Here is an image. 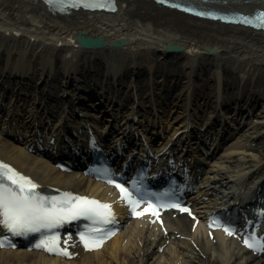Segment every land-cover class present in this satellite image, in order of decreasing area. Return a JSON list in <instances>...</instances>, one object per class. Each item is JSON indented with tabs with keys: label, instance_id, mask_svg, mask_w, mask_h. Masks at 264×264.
I'll return each mask as SVG.
<instances>
[{
	"label": "bare ground",
	"instance_id": "6f19581e",
	"mask_svg": "<svg viewBox=\"0 0 264 264\" xmlns=\"http://www.w3.org/2000/svg\"><path fill=\"white\" fill-rule=\"evenodd\" d=\"M62 1L0 0V62L7 55L0 65V160L35 181L43 196L110 203L122 227L90 249L74 229H62L67 223L55 225L47 236L58 233L69 255L43 245L7 247L0 226V264H146L154 256L153 264H264V251L244 243L252 229L229 235L208 223L236 193L262 199V152L239 141L214 168H202L244 109L264 124V105L256 106L264 93V0H112L115 10L64 9ZM227 68L236 71L233 86L225 82ZM144 69L151 87L143 95ZM103 143L119 146L121 154L112 155L120 171L142 161L167 172L175 164L197 192L185 204L191 212L168 210L161 221L144 209L130 213L117 186L84 173L80 150ZM58 159L71 169H60ZM260 204H241L246 216L263 214L255 237H264V198Z\"/></svg>",
	"mask_w": 264,
	"mask_h": 264
},
{
	"label": "snow or ice",
	"instance_id": "6c2138e0",
	"mask_svg": "<svg viewBox=\"0 0 264 264\" xmlns=\"http://www.w3.org/2000/svg\"><path fill=\"white\" fill-rule=\"evenodd\" d=\"M53 0H49L52 3ZM89 7H105L103 4H89ZM192 10V9H189ZM202 15H211L212 13H201ZM264 19V13L260 14ZM252 23V21H249ZM10 182V183H9ZM116 184L126 197L128 202L135 209L139 200L133 197L132 191L117 180L110 181ZM37 184L30 177L24 176L17 171L11 164L0 160V226L14 233H26L29 231H38L41 228H53L55 225L64 223L80 216L89 217L101 224L107 223L114 217L110 203H103L87 196H77L71 193H64L61 197H47L33 191ZM170 206V205H165ZM176 207H181L177 204ZM156 210L153 205L152 209ZM138 215L142 213H137ZM225 229L232 233L235 231L228 224ZM108 233H101L99 230H89L80 233V238L89 248L97 247L102 242L100 237L106 238ZM41 245L50 251H60L71 255L67 248L59 246V234L53 233L45 236L41 240ZM244 243L251 248L264 251V237L245 238Z\"/></svg>",
	"mask_w": 264,
	"mask_h": 264
},
{
	"label": "rangeland",
	"instance_id": "374dc122",
	"mask_svg": "<svg viewBox=\"0 0 264 264\" xmlns=\"http://www.w3.org/2000/svg\"><path fill=\"white\" fill-rule=\"evenodd\" d=\"M171 63L173 65L177 66V64L174 63L173 61ZM6 64H7V55L3 54L1 57L0 65L6 66ZM60 67H61V65H60ZM139 74H140V82L142 85V88H140V91H141L140 93L143 94V93H145L146 90H149V88L151 87V83L149 82L150 74L145 69L141 70V72H139ZM226 74H227L226 80H225L226 84L228 86L235 85V81H236V77H237L235 69L227 68ZM206 79L208 80L207 83L210 84L211 81L209 79H211V78L208 76V74H206ZM250 79L253 81V83L256 81V80H253L254 78H250ZM262 87L264 88V78L262 79ZM45 88H46V86H45ZM206 91H208V88L206 89ZM29 93H31V91H29ZM164 94L168 95V91L165 90ZM262 98L263 99H260L259 102L256 104L257 107H261V105L262 106L264 105V93L262 94ZM166 99H168L166 101V102H168L171 99L170 95H169V98L167 96ZM256 106L253 107V110L256 108ZM244 110L245 111L241 112L239 115V118L241 119L240 123L236 124V122L233 120L234 125H237V126H234V127L230 126V128H228V130L230 129V133H227L226 138H224L222 140V143L220 145V147H221L220 151L216 152L214 158L208 159V162L204 163L202 165V168H207V169L214 168L215 167L213 165L214 162L217 160L218 161L220 160L222 155L226 152V149L231 147L232 145L238 143L239 141H246V140L250 141V144L256 146L257 148L254 149V151L250 149L249 152L250 153H252V152H256V153L258 152L259 153L261 151L262 153L260 154V156H262V158L264 159V149L261 148V142L264 141V124L258 122V119L260 118L258 115H256L255 113L251 114V112H250V114H248L246 112V109H244ZM225 114L226 115L229 114V111L227 109L225 110ZM254 125H256L257 128H251ZM226 132H228V131H226ZM240 133H243L242 135H245V136L239 138ZM205 149L208 150V147L205 146ZM203 177H204V174L202 173L200 180L203 179ZM149 250H152V249H149ZM159 252H161V251H159ZM138 255L139 254L135 252V253H132L131 256H133L135 258V260H138V258H139ZM147 261L148 262L146 264L155 263L154 261H156V256L150 257ZM121 262H125V261L121 260ZM162 263H163V261H162ZM137 264H139V263L137 262Z\"/></svg>",
	"mask_w": 264,
	"mask_h": 264
},
{
	"label": "water",
	"instance_id": "95a60500",
	"mask_svg": "<svg viewBox=\"0 0 264 264\" xmlns=\"http://www.w3.org/2000/svg\"><path fill=\"white\" fill-rule=\"evenodd\" d=\"M92 42H93V41H92ZM88 43L91 44V41L89 40V41L87 42V44H88ZM167 49L170 50V51L179 50L178 46L176 47V46H173V45L168 46Z\"/></svg>",
	"mask_w": 264,
	"mask_h": 264
}]
</instances>
